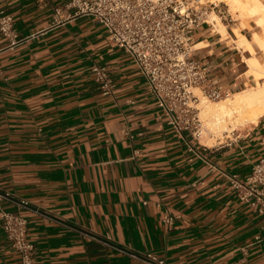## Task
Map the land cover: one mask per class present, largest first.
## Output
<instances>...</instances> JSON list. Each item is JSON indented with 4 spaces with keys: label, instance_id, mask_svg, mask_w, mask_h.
<instances>
[{
    "label": "crops",
    "instance_id": "1",
    "mask_svg": "<svg viewBox=\"0 0 264 264\" xmlns=\"http://www.w3.org/2000/svg\"><path fill=\"white\" fill-rule=\"evenodd\" d=\"M67 2L0 0L23 39L0 35V213L26 220L34 264H264V219L225 178L264 159V114L216 146L177 134L131 58ZM212 26L194 31L192 59L207 83L247 90L251 54ZM0 264H20L1 225Z\"/></svg>",
    "mask_w": 264,
    "mask_h": 264
},
{
    "label": "built area",
    "instance_id": "2",
    "mask_svg": "<svg viewBox=\"0 0 264 264\" xmlns=\"http://www.w3.org/2000/svg\"><path fill=\"white\" fill-rule=\"evenodd\" d=\"M201 1L68 0L64 5L70 17H91L104 28L108 40L133 61L167 125L177 134L189 133L196 142L202 125L196 108L199 100L193 90L197 89L208 101L231 96L229 90L207 83V67L191 57L194 31L204 24L213 27L207 19L208 8ZM215 8L217 5L213 4L211 9ZM59 12L56 9L55 15ZM0 35L7 41V49L23 41L14 29L12 17L1 9ZM91 73L103 95H109L113 83L106 67L93 65ZM225 178L236 198L264 219V159L256 162L244 179L237 174H228ZM170 221L168 218L165 222L170 224ZM0 225L20 264H34L35 247L27 238L26 220L1 212ZM145 258L147 264H165L151 255Z\"/></svg>",
    "mask_w": 264,
    "mask_h": 264
},
{
    "label": "bare ground",
    "instance_id": "3",
    "mask_svg": "<svg viewBox=\"0 0 264 264\" xmlns=\"http://www.w3.org/2000/svg\"><path fill=\"white\" fill-rule=\"evenodd\" d=\"M228 3L229 5L231 4L233 9L236 7L242 9L240 14L243 15V17L245 15L247 17V15L252 13V15H254V12H256L255 14L258 13L256 11L258 5L256 0H230ZM240 9H238V11H240ZM210 22L214 25L213 31L224 38L226 36V30L225 27L218 22V18L213 16ZM238 31L235 29L234 32L235 36L239 39L235 42L236 47L245 49L251 54V57L245 60L248 69L246 76L253 77L255 80L264 79V71H262L258 60L253 56L251 40L245 39L238 34ZM252 36L254 38V35ZM254 40L258 42L259 47L264 49V35H255ZM197 91V89L193 90L194 93H197ZM203 99L199 101V109L203 116L208 119L210 130H214L212 133L232 132L238 124L246 125L255 123L257 119L264 114V82L259 83L255 88H249L243 92L231 94L230 99H225L211 105H207ZM201 135L202 133L200 132V136ZM206 144L211 145L212 141H207Z\"/></svg>",
    "mask_w": 264,
    "mask_h": 264
},
{
    "label": "rangeland",
    "instance_id": "4",
    "mask_svg": "<svg viewBox=\"0 0 264 264\" xmlns=\"http://www.w3.org/2000/svg\"><path fill=\"white\" fill-rule=\"evenodd\" d=\"M256 1L257 4L259 5V6L257 5L256 11L259 14L258 13L255 14L256 12H254V15H252L253 14L252 13L250 15H247V17L246 15L243 17V15L240 14V12H242V9L237 7H236L237 9L236 8L233 9V7H231V4L229 5L228 3L230 2V0H202L201 2L208 8L209 16L207 19L209 21L211 18H213V16H216L218 18V22H220L224 26L227 25L228 29H231L233 33L235 32V29L237 31L239 30L238 34H240L249 41L251 40L250 42L253 48V54H254L253 56L258 60L259 64L261 65L262 71H264V49L259 47L258 42L254 40L255 35H259V36L264 35V20H262L264 19V11H262L264 10V0H256ZM213 4L217 5V8H215L214 10L211 9ZM238 9H240V11H238ZM252 35H254V38ZM238 40L239 39L237 38V41ZM255 81L256 83L253 84L252 86H249L248 89L255 88L258 86L260 80H255ZM193 94L198 98L199 101L203 99L199 91H197V93L193 92ZM230 98L231 96L227 99ZM203 100H205L207 105L209 104L211 105L216 102H221L225 99H222L220 101H208L204 98ZM199 103L196 106L199 112V119L202 125L201 127L202 135L200 136L199 142L205 144L206 146L211 147V146H216L219 143H224L225 141L233 138L235 133L242 131L244 128H247L250 125V124H246V125L238 124L232 132H227V133L222 132V133L214 134L212 133L214 132V130L211 131L209 128L208 119L203 116L201 110L199 109ZM207 141H212V144L207 145L206 144Z\"/></svg>",
    "mask_w": 264,
    "mask_h": 264
}]
</instances>
